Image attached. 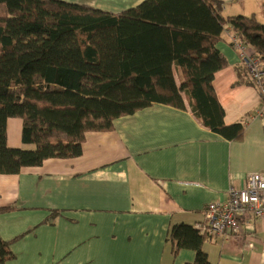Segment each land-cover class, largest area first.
Masks as SVG:
<instances>
[{"label": "crops", "instance_id": "crops-1", "mask_svg": "<svg viewBox=\"0 0 264 264\" xmlns=\"http://www.w3.org/2000/svg\"><path fill=\"white\" fill-rule=\"evenodd\" d=\"M62 1L120 13L145 0ZM222 1L225 15L264 23V0ZM236 38L231 27L223 32L218 48L229 66L213 85L225 122L244 123L241 139L213 132L188 105L154 104L117 118L111 131L87 132L79 157L0 174V209L12 207L0 211V235L15 254L7 264H194V250L174 252L172 226L197 227L209 203L264 172V118H252L261 98ZM21 131L22 121L10 118L9 144L31 148ZM204 234L212 264H264V218L247 217L236 233Z\"/></svg>", "mask_w": 264, "mask_h": 264}, {"label": "trees", "instance_id": "trees-1", "mask_svg": "<svg viewBox=\"0 0 264 264\" xmlns=\"http://www.w3.org/2000/svg\"><path fill=\"white\" fill-rule=\"evenodd\" d=\"M224 6L145 0L113 13L62 0H0V174L79 157L87 132L111 131L117 118L154 104L188 105L213 132L241 139L244 123L225 122L213 85L229 66L218 43L231 27L264 62V23L225 15ZM10 118L22 121L31 148L9 144ZM204 236L184 223L169 232L175 253L192 249L194 264H212ZM13 258L0 235V264Z\"/></svg>", "mask_w": 264, "mask_h": 264}, {"label": "built area", "instance_id": "built-area-1", "mask_svg": "<svg viewBox=\"0 0 264 264\" xmlns=\"http://www.w3.org/2000/svg\"><path fill=\"white\" fill-rule=\"evenodd\" d=\"M235 48L248 72V78L258 90L261 101L252 118H264V62L238 38ZM247 217L264 218V172L250 173L243 188L232 186L228 199L212 202L205 210L204 222L197 226L203 233L224 235L236 233Z\"/></svg>", "mask_w": 264, "mask_h": 264}]
</instances>
